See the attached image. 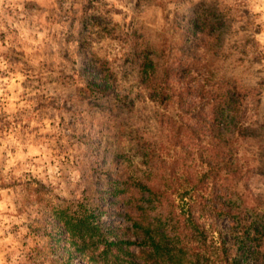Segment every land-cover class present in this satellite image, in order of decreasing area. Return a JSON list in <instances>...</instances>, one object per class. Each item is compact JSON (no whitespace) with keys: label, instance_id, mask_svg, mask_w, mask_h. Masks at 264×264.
Here are the masks:
<instances>
[{"label":"clouds","instance_id":"1","mask_svg":"<svg viewBox=\"0 0 264 264\" xmlns=\"http://www.w3.org/2000/svg\"><path fill=\"white\" fill-rule=\"evenodd\" d=\"M119 239L264 264V0H0V264Z\"/></svg>","mask_w":264,"mask_h":264},{"label":"trees","instance_id":"2","mask_svg":"<svg viewBox=\"0 0 264 264\" xmlns=\"http://www.w3.org/2000/svg\"><path fill=\"white\" fill-rule=\"evenodd\" d=\"M193 190H195V187L193 188ZM185 194H188V192H185ZM154 197L156 198H159V194H153ZM151 201H149L150 203ZM141 212H143V209H140ZM221 215H223V213H221ZM93 217L88 215L86 212H85V218L80 220L79 223L77 224H74L72 222V220L70 218H68L67 220H65L66 222V225H69V230L70 232L72 233H76V232H89V231H93L91 235H101V231L98 227H94L93 226ZM188 223L195 229V224L193 223V221L189 218L188 220ZM136 228L137 229H140L141 232L143 233L144 237L148 238V239H151L152 238V231L150 228H144L142 227V224L141 223H137L136 225ZM77 230H80V231H77ZM198 231V229H197ZM107 246H111L112 248H118L120 250L121 249V246H126V247H129L131 244H130V240L128 239H119L118 241H116L115 243H107L106 244ZM153 247L156 249V252L159 254V253H168L171 251L170 248L167 247L166 244H163V243H156L155 241H153ZM81 250H83L81 248ZM181 255H184L183 252H181ZM178 264V262H177Z\"/></svg>","mask_w":264,"mask_h":264},{"label":"rangeland","instance_id":"3","mask_svg":"<svg viewBox=\"0 0 264 264\" xmlns=\"http://www.w3.org/2000/svg\"><path fill=\"white\" fill-rule=\"evenodd\" d=\"M189 194V193H188ZM188 194H185V196H187ZM68 218H65V220H67ZM67 228L69 227V225H66ZM69 230V228H68ZM70 231V230H69ZM80 231V230H77ZM93 231H89L88 233L92 234ZM94 238L98 239L100 242L104 243V236L103 234L101 235H92ZM93 247H95V245H93ZM87 246H85V248H82L83 250H81V248H79L78 250L81 252H84L86 250ZM113 249L118 250V255L113 252ZM121 249L118 248H112L111 246H107L105 247V249L103 250V252L101 253V259H106L108 257H112L115 261V264H136L137 261V255H136V249L135 248H131V245L129 247L126 246H121ZM90 264H99V261L97 260V258L95 256H93L91 258Z\"/></svg>","mask_w":264,"mask_h":264}]
</instances>
